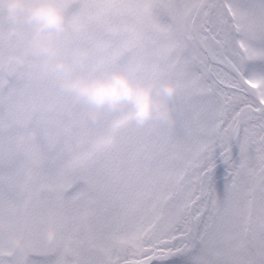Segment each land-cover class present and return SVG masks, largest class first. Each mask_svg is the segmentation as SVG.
<instances>
[{
  "label": "snow or ice",
  "instance_id": "snow-or-ice-1",
  "mask_svg": "<svg viewBox=\"0 0 264 264\" xmlns=\"http://www.w3.org/2000/svg\"><path fill=\"white\" fill-rule=\"evenodd\" d=\"M60 4L58 54L172 81L171 119L61 87L0 7V264H264V0Z\"/></svg>",
  "mask_w": 264,
  "mask_h": 264
},
{
  "label": "clouds",
  "instance_id": "clouds-1",
  "mask_svg": "<svg viewBox=\"0 0 264 264\" xmlns=\"http://www.w3.org/2000/svg\"><path fill=\"white\" fill-rule=\"evenodd\" d=\"M4 15L13 23L27 24L29 44L41 66L57 75L61 87L78 98L104 108H126L137 123L150 118L171 119V97L175 84L170 80H143L115 69L104 74L85 75L76 69L88 55L86 49H74L70 55H59L56 38L65 27V13L60 0H0ZM95 116L96 113H93ZM46 235H54L52 225ZM15 243H22L11 237Z\"/></svg>",
  "mask_w": 264,
  "mask_h": 264
},
{
  "label": "rangeland",
  "instance_id": "rangeland-1",
  "mask_svg": "<svg viewBox=\"0 0 264 264\" xmlns=\"http://www.w3.org/2000/svg\"><path fill=\"white\" fill-rule=\"evenodd\" d=\"M179 258H173L172 260L170 259L169 261L163 262L162 264H175V261H177Z\"/></svg>",
  "mask_w": 264,
  "mask_h": 264
},
{
  "label": "water",
  "instance_id": "water-1",
  "mask_svg": "<svg viewBox=\"0 0 264 264\" xmlns=\"http://www.w3.org/2000/svg\"><path fill=\"white\" fill-rule=\"evenodd\" d=\"M170 258H173V257H169V259H170ZM167 260H168V259H167ZM165 261H166V260H165Z\"/></svg>",
  "mask_w": 264,
  "mask_h": 264
}]
</instances>
